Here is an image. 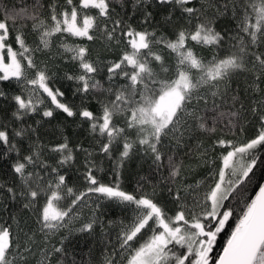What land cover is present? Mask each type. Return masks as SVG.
I'll list each match as a JSON object with an SVG mask.
<instances>
[{"label":"snow or ice","instance_id":"6c2138e0","mask_svg":"<svg viewBox=\"0 0 264 264\" xmlns=\"http://www.w3.org/2000/svg\"><path fill=\"white\" fill-rule=\"evenodd\" d=\"M118 2L131 7L122 15L112 0H0V167L11 175L0 182V212L21 204L36 225L0 217V264H264V183L255 179L264 166V0ZM97 34L119 52L103 65L83 43ZM58 79L72 83L79 105L65 101ZM146 90L153 101L181 98L170 116L156 114ZM137 104L148 106L134 123ZM61 114L88 126L95 154L67 137L38 144L39 127ZM35 116L36 127L27 124ZM77 152L83 191L69 186ZM134 155L150 171L138 193L121 185ZM97 156L111 161L108 182L96 175ZM105 201L133 215L113 229ZM76 233L99 251H77Z\"/></svg>","mask_w":264,"mask_h":264},{"label":"trees","instance_id":"16d2710c","mask_svg":"<svg viewBox=\"0 0 264 264\" xmlns=\"http://www.w3.org/2000/svg\"><path fill=\"white\" fill-rule=\"evenodd\" d=\"M206 0H198V3H196L195 6H199L200 3H205ZM258 2V0H257ZM113 6L115 7L117 12H120L123 15L124 10L130 9V5L127 6V9H122L121 3L118 2V0H112ZM95 11V10H93ZM153 11H156L153 9ZM164 13H160L157 15L156 20L160 21L163 18ZM140 17H137L135 19V24H139ZM234 22L229 25V27H234ZM218 27H224L223 21L218 25ZM101 28H103V24H101ZM67 42L69 44H72L73 42L79 43L80 41L78 38H68ZM83 43L87 44L90 48L91 58L101 65L104 63H107V61L116 59V57L119 55L118 50L110 46V42L107 41L105 37H103L100 34H97L96 38L91 41H84ZM114 43V42H112ZM64 71L69 70V66H65ZM97 79H100L102 83L106 80V76L104 73H101L99 76H97ZM62 85V91L65 92V101H67L70 104L79 105L80 104V98L75 96L72 91V83L69 81L59 80L57 81V86ZM106 86V85H105ZM15 86L13 85V88ZM157 97L154 101L151 97L148 96V91H145L144 98L145 100L149 101L150 103L156 105L158 99L161 97ZM123 99V96L121 97ZM148 104L135 105V109L137 110L135 113L134 123H139V112L138 109L140 107H147ZM91 107L94 110H98L99 105L93 101L91 103ZM131 111V110H130ZM153 112H155V107L153 108ZM34 120H40V116L35 117H29L27 119V124L32 125L33 127H36L34 124ZM39 134V141L38 144L42 147L51 148L52 146L56 145L57 143H60L63 141L65 137L68 138L70 141V147L75 148L77 145H84V147L88 148L89 151H92L94 154L98 150V141L94 140L92 137V134L88 131V126L82 125L81 121L78 117L74 118H65L64 115L57 116L56 119L51 120V122H44L42 127H39L38 130ZM248 134H251V129H249ZM231 135V134H227ZM244 137L241 136L240 139H243ZM35 139V137H34ZM25 147H27V142L25 143ZM193 147L195 148V142H193ZM45 155H48L46 152ZM76 164L75 167L70 171V175L73 177L72 182L69 183V186L74 188H79L80 191H83V187H81L82 181H77L75 178L79 175L78 172H76V168H81V165L83 164L84 159V153L77 152L76 153ZM56 159H59V156L56 157ZM97 166L98 171L96 172V175L98 178L102 179L104 182H108L111 180V161L101 157L97 156ZM52 163L53 161H49ZM82 171V168H81ZM203 169L197 170V172L193 173V176L195 179L201 178V173H203ZM150 179V171L149 166L146 162H144L143 159H141L139 156H133L131 159L126 161L124 168L122 170V179H121V185L122 188L130 193H138V182L141 180H147ZM256 181L263 183L264 181V166L258 168L256 170ZM11 181V175L9 173V170L6 166L0 167V182ZM145 191H151V184H144L143 185ZM61 205L65 204L66 201H61ZM80 218L83 219L85 216L88 215L89 209L86 207H81L79 210ZM103 213V218L105 225L108 224V221H113V225L111 226L113 229L121 220H124L125 217H131L133 215L132 210L129 208L125 210L122 206H119L111 201H105L104 207L100 210ZM9 212L16 216V218L21 223H27L29 228L35 229L36 225L34 223L35 221V215L32 212H29L26 209L22 208L21 204H12L9 206ZM9 212H0V217L7 220L9 216ZM9 223H13L9 220ZM78 226V224H77ZM108 228H105V231H107ZM99 231V229L97 230ZM114 238V237H113ZM147 237H145L146 239ZM227 239L226 234H222L219 238L218 243L220 245L223 244V242ZM73 240V247L79 251L80 249L84 250V253L86 254L89 248H93L94 252H98L99 249L96 247V239L94 237H89L85 234H73L72 236Z\"/></svg>","mask_w":264,"mask_h":264},{"label":"rangeland","instance_id":"374dc122","mask_svg":"<svg viewBox=\"0 0 264 264\" xmlns=\"http://www.w3.org/2000/svg\"><path fill=\"white\" fill-rule=\"evenodd\" d=\"M180 98L178 92H169L167 95H162L155 105L156 114H166L170 116L175 105L179 103Z\"/></svg>","mask_w":264,"mask_h":264},{"label":"water","instance_id":"95a60500","mask_svg":"<svg viewBox=\"0 0 264 264\" xmlns=\"http://www.w3.org/2000/svg\"><path fill=\"white\" fill-rule=\"evenodd\" d=\"M263 183H264V181H263Z\"/></svg>","mask_w":264,"mask_h":264}]
</instances>
